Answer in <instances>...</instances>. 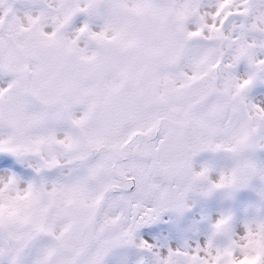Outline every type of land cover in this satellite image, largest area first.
I'll use <instances>...</instances> for the list:
<instances>
[{
    "label": "snow or ice",
    "instance_id": "1",
    "mask_svg": "<svg viewBox=\"0 0 264 264\" xmlns=\"http://www.w3.org/2000/svg\"><path fill=\"white\" fill-rule=\"evenodd\" d=\"M264 0H0V264H264Z\"/></svg>",
    "mask_w": 264,
    "mask_h": 264
},
{
    "label": "rangeland",
    "instance_id": "2",
    "mask_svg": "<svg viewBox=\"0 0 264 264\" xmlns=\"http://www.w3.org/2000/svg\"><path fill=\"white\" fill-rule=\"evenodd\" d=\"M261 158H264V155H262V157Z\"/></svg>",
    "mask_w": 264,
    "mask_h": 264
}]
</instances>
